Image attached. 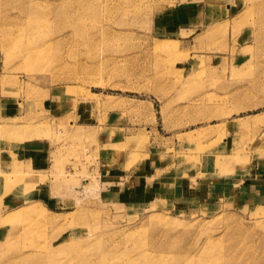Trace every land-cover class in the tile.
Segmentation results:
<instances>
[{
    "label": "rangeland",
    "instance_id": "1",
    "mask_svg": "<svg viewBox=\"0 0 264 264\" xmlns=\"http://www.w3.org/2000/svg\"><path fill=\"white\" fill-rule=\"evenodd\" d=\"M263 111L264 0H0V264H264ZM107 121L127 128L103 145ZM27 134L42 170L5 151ZM101 151L225 178L114 200Z\"/></svg>",
    "mask_w": 264,
    "mask_h": 264
},
{
    "label": "crops",
    "instance_id": "2",
    "mask_svg": "<svg viewBox=\"0 0 264 264\" xmlns=\"http://www.w3.org/2000/svg\"><path fill=\"white\" fill-rule=\"evenodd\" d=\"M47 105L44 107V110H48L49 112H51V115L56 118H63L67 114L69 109L66 106H57V104H52V102L50 104L48 103ZM16 116L12 115L11 110L8 111L9 118ZM74 117L75 120H73L74 122H70V125H73L75 127H87V125L83 124L84 120L82 117L84 116L82 114L80 115L77 110L75 111ZM259 119L264 120V111L260 114L257 121H259ZM230 121L231 120H226V131L233 130L232 126H230ZM258 125L260 126L257 127V129H259L261 133H263L264 122L259 123ZM101 128L104 133H99L97 142L103 143V145H109L110 142H116L117 140L121 139V136H119L118 134L114 135V133L112 132H115L118 129L124 130L125 132V128L127 127H125L122 122L117 123L115 121H107ZM229 133H227L226 138L229 137ZM213 137L214 136H211L210 138ZM173 140L175 144L173 142L172 145L178 146L180 148L181 143L176 142L175 137L173 138ZM224 144L226 145V140H224ZM53 146L54 145L51 140L48 141L46 139L44 140V138L35 136L34 134H27L23 137V139L20 138L15 143H11L7 147H5V151L16 153L17 156L21 157L25 162L29 163L32 169L39 171L44 169L49 163ZM108 151H101L98 153V163L96 168L100 172L98 174L101 175V184H103V186L105 187L103 193H105V191L107 190L108 192L106 194L110 195L112 197L111 199L114 200L117 197H122L121 195L124 193L125 195L129 196L127 200H132L137 203H143L148 200L151 201L148 196H150L151 198H155L156 196L163 195V192H170L169 190L171 189V185H173L177 179L181 180L192 177L186 174V168H179V160L177 161L178 163H176L175 170L172 171V173H169V176L161 178L160 181L158 180V182H156L157 179L151 182L149 179L152 175L157 177L156 174H151L153 172V169L149 170L144 166L131 167L132 165L128 166L127 168L126 165L129 161V159L127 158V154L126 157H123L122 155H111L108 153ZM214 152H216V150H214ZM210 154H212V152ZM172 161L174 162V159ZM195 170L196 174L192 177L194 179L197 178L210 180L217 177L225 178L209 174L208 171L210 172V170H206L205 173L203 172V170ZM252 172L255 173V175L253 176L255 178H252V181L248 184V190L245 193H249L252 197H258L257 199H264V165L262 164L261 166H257L255 168V171L249 170L248 172H245L246 174H243L244 176L246 175L244 179H247V175L252 174ZM147 178L150 182L147 181ZM229 180H233V178H229ZM180 184L186 185V182L184 180H181ZM110 188H112L113 191H109ZM154 190L156 193H154Z\"/></svg>",
    "mask_w": 264,
    "mask_h": 264
}]
</instances>
